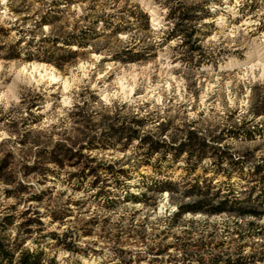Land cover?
<instances>
[{
    "label": "clouds",
    "instance_id": "obj_1",
    "mask_svg": "<svg viewBox=\"0 0 264 264\" xmlns=\"http://www.w3.org/2000/svg\"><path fill=\"white\" fill-rule=\"evenodd\" d=\"M262 105L264 0H0V161L13 163L0 224L16 217L0 234L12 264L25 253L45 264H264V235L248 227L264 217L216 198L243 205L251 193ZM25 212L40 221L30 232Z\"/></svg>",
    "mask_w": 264,
    "mask_h": 264
},
{
    "label": "trees",
    "instance_id": "obj_2",
    "mask_svg": "<svg viewBox=\"0 0 264 264\" xmlns=\"http://www.w3.org/2000/svg\"><path fill=\"white\" fill-rule=\"evenodd\" d=\"M120 132H123L125 134V136L127 135L126 130L121 129ZM249 135H251V134H249ZM137 136L138 135L136 134V131L133 130L131 133V137H128V138L131 139V138H134ZM193 142L195 144V136H193ZM147 143L148 142H146V145H147ZM163 147H164L163 145H159V146L152 145L149 148V154H151L154 151H159ZM186 147H191V145L186 146ZM196 147L200 151H203V149L205 148V145L196 144ZM59 152L61 155H64L65 157H67V154H66L64 149H62V148L59 149ZM225 157L220 155V158H219L220 162H223ZM56 158L57 157L54 156V159H56ZM229 159H230V157H229ZM233 166L237 170L243 171L242 162L235 163ZM6 167H7L6 163L0 162V176L4 175V171H5L4 169H6ZM121 174L126 175V173H123V172ZM9 179H11V178H9ZM253 182H255V183H253L254 186L251 190V193H250L248 199L243 202V205H241L240 202H234L232 200L231 192H229V194L227 196H224V197H221V194L219 192H217L216 198L223 200V203L220 205V208L223 209V208L230 206L231 210L237 211L240 214L256 216L257 218L264 217V166H260V165L256 166V171H255ZM20 191L23 192V191H25V189L21 188ZM196 191H199L198 187L196 188ZM209 191H210V189H209ZM8 195L10 196V195H12V193L9 192ZM252 195H254V196H252ZM38 197L39 196L34 197V199H39ZM210 205H211V201L206 199L204 201H201V203L196 205L195 207L197 209H199V208L207 207ZM217 210L218 209L212 208V211H217ZM23 214H25V213H23ZM56 218L60 219L61 217H56ZM15 219H16V217L13 215L7 216L5 218L4 223L0 224V233H2L3 231H6L5 224H7L10 227L12 224H14ZM35 222L37 224L40 223L39 220L27 218L26 220H24V223H22L20 225V227L22 229H26L27 231L30 232L31 231L30 225L34 224ZM53 238H55V234H53ZM5 241H7V245L5 244ZM61 243H63V241H61ZM13 247H15V245H13V243L11 241V237L10 236H4V235L0 234V257L4 258L3 261H0V264H12L13 253H12L11 249ZM17 251H19V248H17ZM15 259L17 261V264H45L43 253L35 255V256L25 253V254H22L20 257H16ZM237 264H248V262L245 260H240L237 262Z\"/></svg>",
    "mask_w": 264,
    "mask_h": 264
},
{
    "label": "rangeland",
    "instance_id": "obj_3",
    "mask_svg": "<svg viewBox=\"0 0 264 264\" xmlns=\"http://www.w3.org/2000/svg\"><path fill=\"white\" fill-rule=\"evenodd\" d=\"M55 19H59V17H56ZM82 35H87L86 33H82ZM59 61H62V62H64V63H67L68 62V59H69V57H66V56H60V57H58L57 58ZM262 113H264V105H262L261 106V111H259L258 113H257V115H260V114H262ZM247 126H245V128H246ZM257 133L258 134H261V133H264V129H257ZM120 134V133H119ZM118 133H117V135H119ZM136 134L137 135H139L137 132H136ZM229 134H233V133H229ZM248 134H251L250 132H248ZM249 136H251V135H249ZM138 137V136H137ZM108 140H110L111 139V137H108L107 138ZM92 143H99L98 141H93ZM66 154H67V157H65L66 159H70V158H75V159H83V157H81V156H79L78 154H77V156H73V154L71 153V151H68V152H66ZM215 154H216V156L218 157V159L220 158V155L221 156H228V153H222V152H219V151H216L215 152ZM223 160V159H222ZM219 161H220V159H219ZM0 162H2V163H6L7 164V167H6V169H4L5 171H4V174L6 173V172H8V170L9 169H11L12 167H13V163H12V158H11V156H9L6 160H4V161H0ZM222 163V162H221ZM110 171H111V169H109ZM91 172L92 173H95L96 172V169H91ZM9 178H11V177H9ZM252 183H255V182H253L252 181ZM196 188L197 187H195L194 188V190L196 191ZM20 191V190H19ZM25 191H27V189H25ZM210 191H211V189H210ZM24 192V191H23ZM11 196V195H10ZM252 196H254V195H252ZM39 199H36V200H42L43 199V197H38ZM13 211H15V209L13 208L12 209ZM29 213L28 212H25V214H23L22 215V217H21V219H23V220H26L28 217H29ZM259 219V218H258ZM36 223V222H35ZM37 224V223H36ZM248 227H249V229L251 230L250 231V233H249V235H251L252 233H255V234H257V235H264V227H262V226H260L258 223H255V222H253V223H250L249 225H248ZM237 235H239L240 236V239L241 240H243L245 237H244V235L243 234H241V233H237ZM216 247L217 248H221V247H227V245L226 244H217L216 245ZM260 255L261 256H264V248H262L261 249V252H260ZM253 260H254V258H253Z\"/></svg>",
    "mask_w": 264,
    "mask_h": 264
}]
</instances>
